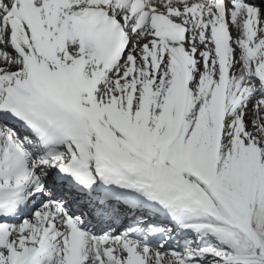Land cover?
I'll list each match as a JSON object with an SVG mask.
<instances>
[{
	"label": "snow or ice",
	"instance_id": "1",
	"mask_svg": "<svg viewBox=\"0 0 264 264\" xmlns=\"http://www.w3.org/2000/svg\"><path fill=\"white\" fill-rule=\"evenodd\" d=\"M0 264H264V0H0Z\"/></svg>",
	"mask_w": 264,
	"mask_h": 264
},
{
	"label": "bare ground",
	"instance_id": "2",
	"mask_svg": "<svg viewBox=\"0 0 264 264\" xmlns=\"http://www.w3.org/2000/svg\"><path fill=\"white\" fill-rule=\"evenodd\" d=\"M234 35H235V32H234Z\"/></svg>",
	"mask_w": 264,
	"mask_h": 264
}]
</instances>
